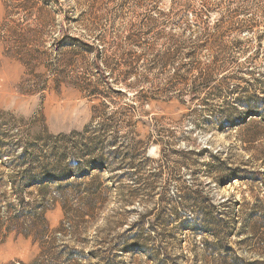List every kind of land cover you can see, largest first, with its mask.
Listing matches in <instances>:
<instances>
[{"label": "rangeland", "instance_id": "rangeland-1", "mask_svg": "<svg viewBox=\"0 0 264 264\" xmlns=\"http://www.w3.org/2000/svg\"><path fill=\"white\" fill-rule=\"evenodd\" d=\"M228 199L264 201V0H0V264H213Z\"/></svg>", "mask_w": 264, "mask_h": 264}, {"label": "trees", "instance_id": "trees-1", "mask_svg": "<svg viewBox=\"0 0 264 264\" xmlns=\"http://www.w3.org/2000/svg\"><path fill=\"white\" fill-rule=\"evenodd\" d=\"M200 209L203 217L188 218L186 223L196 233L200 232L207 236L201 243L206 252V258L213 259V264H264L263 200L257 199L253 204H243L240 201L228 199L223 203L204 205ZM246 211H248L247 217L242 219L241 213ZM241 223L243 225L239 226ZM248 228L254 231L257 238L254 251L258 259L247 260L237 256L235 248L230 246V238ZM173 264H178L176 259H173Z\"/></svg>", "mask_w": 264, "mask_h": 264}]
</instances>
